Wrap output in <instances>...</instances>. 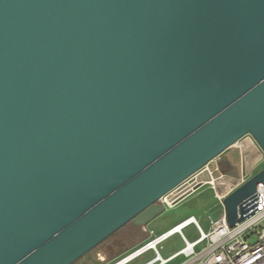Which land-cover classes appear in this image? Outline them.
Returning <instances> with one entry per match:
<instances>
[{
  "label": "water",
  "instance_id": "1",
  "mask_svg": "<svg viewBox=\"0 0 264 264\" xmlns=\"http://www.w3.org/2000/svg\"><path fill=\"white\" fill-rule=\"evenodd\" d=\"M247 134L264 151V0H0V264L146 225ZM260 182L224 197L230 226Z\"/></svg>",
  "mask_w": 264,
  "mask_h": 264
},
{
  "label": "built area",
  "instance_id": "2",
  "mask_svg": "<svg viewBox=\"0 0 264 264\" xmlns=\"http://www.w3.org/2000/svg\"><path fill=\"white\" fill-rule=\"evenodd\" d=\"M209 164L210 162L206 163L169 190L160 198L159 202L166 206L174 205V200L183 192L190 188H193L192 192L195 191L198 187L194 188V186L198 182H202L201 185L210 182L221 188V191L217 192L216 195L223 202L228 193L248 178L245 163H242L241 173L233 180L223 173L219 177H214L213 171L215 169L210 168ZM206 175L210 177L206 178ZM255 203L254 212L238 221L234 226L229 225L225 210L217 220L212 222V228L207 232L204 231L194 215H189L158 234H154L153 230H150V237L114 260L108 261L101 256L98 259L104 261L105 264H128L145 252L153 250L154 256L143 264H164L181 254L184 255V260L180 264H264L263 182L258 183ZM190 223L195 224L200 232V236L192 241L182 231V228ZM177 232L183 236L185 245L168 257H164L161 253L162 243ZM203 241H206L204 245L197 248Z\"/></svg>",
  "mask_w": 264,
  "mask_h": 264
},
{
  "label": "rangeland",
  "instance_id": "3",
  "mask_svg": "<svg viewBox=\"0 0 264 264\" xmlns=\"http://www.w3.org/2000/svg\"><path fill=\"white\" fill-rule=\"evenodd\" d=\"M235 149L244 152V157H241L240 152L233 151ZM242 163H245L247 170L246 175H248V177L264 167V151L250 134L243 136L236 145L227 148L220 155L211 160L209 166L210 168L216 169L220 164L218 169L222 170L223 173L225 172L227 176H231L230 178L233 180L241 173ZM220 191L221 188L217 185L214 186V184L210 182L205 183L176 204L167 205L162 212L151 219L146 225L141 227L134 225L132 221L125 223L97 246L71 264H100L98 257L101 256L105 258L104 250L108 253L109 258H113L119 255V253H125L126 248L129 245H133L137 239L146 237L147 227L153 229L154 234H158L191 214H195L200 225L204 231L207 232L211 230L212 222L217 220L224 211L223 202L216 195L217 192ZM183 232L191 241L200 236V232L195 224L184 227ZM205 242L206 241L200 243L197 248L204 245ZM184 245V240L179 233H176L162 243L161 252L163 255L167 256L173 250L180 249ZM96 252H98V257ZM152 255L153 252H148L128 264H139ZM183 260L184 256L180 255L166 264H180Z\"/></svg>",
  "mask_w": 264,
  "mask_h": 264
},
{
  "label": "crops",
  "instance_id": "4",
  "mask_svg": "<svg viewBox=\"0 0 264 264\" xmlns=\"http://www.w3.org/2000/svg\"><path fill=\"white\" fill-rule=\"evenodd\" d=\"M236 144H237V143H236ZM236 144H235V145H236ZM233 146H234V145H233ZM231 147H232V146H231ZM233 151H238V152H240V153H241V157H244V154H243L244 152H242L241 150H239V149H235V150H233ZM245 153H246V152H245ZM221 163H222V162H221ZM219 167H220V164H219ZM219 167H218V168H219ZM221 172L223 173L222 170H221ZM223 175L227 176L225 172L223 173ZM227 177H229V176H227ZM230 177H231V176H230ZM191 215H194V216H195V214H191ZM188 216H189V215H188ZM186 217H187V216H186ZM186 217H185V218H186ZM195 217H196V216H195ZM196 218H197V217H196ZM183 219H184V218H183ZM183 219H182V220H183ZM182 220H180V221H182ZM197 220H198V219H197ZM180 221H179V222H180ZM179 222H177V223H179ZM177 223H175V224H177ZM133 224H134V223H133ZM175 224H173L172 226H174ZM191 224H193V223H190V224H188V225H191ZM134 225H135V224H134ZM188 225H186V226H188ZM142 226H143V225H142ZM142 226H141V227H142ZM172 226H170V227H172ZM186 226H184V227H186ZM146 227H147V226H146ZM170 227H168V228H170ZM184 227H183V228H184ZM168 228H166V229H168ZM183 228H182V231H183ZM166 229H164V230H166ZM150 230H153V229H149V228L147 227V231H146V232H147V236L144 237V238L142 237V238L137 239V240L133 243V245H131V246L129 245L130 247L128 246V247H129V248L127 247L128 249L126 248V251H128V250L134 248L135 246H137V245L140 244L141 242L145 241L148 237H150ZM164 230H163V231H164ZM153 232H154V231H153ZM161 232H162V231H161ZM177 233H179V232H177ZM174 234H176V233H174ZM174 234H173V235H174ZM179 234H180V233H179ZM184 234H185V233H184ZM180 236H181V238L183 239V236H182L181 234H180ZM170 237H171V236H170ZM170 237H169V238H170ZM183 240H184V239H183ZM184 242H185V241H184ZM177 250H178V249H177ZM126 251H125V252H126ZM174 251H176V250H173V251L170 252L167 256L163 255L162 252H161V253H162V255H163L164 257H168V256H169L171 253H173ZM148 252H153V255H152L150 258H148L147 260L151 259V258L154 256V251H153V250H149V251L145 252L143 255H145V254L148 253ZM97 253H98V252H96V255H97V257H98V254H97ZM123 253H124V252L119 253V255H117V256H120V255H122ZM104 255H105V258H106L107 260H110V261H111V259L114 260V259H116V257H117V256H115V257H113V258H109V257H108V253H106L105 250H104ZM143 255H141V256H143ZM181 255H182V254H181ZM141 256H140V257H141ZM178 256H180V255H178ZM178 256H176V257H178ZM183 256H184V255H183ZM176 257H174V258H176ZM138 258H139V257H137L136 259H138ZM174 258H173V259H174ZM136 259H134V260H136ZM134 260H133V261H134ZM147 260H145V261H143V262H141V263H139V264H143V263L146 262ZM171 260H172V259H171ZM169 261H170V260H169ZM169 261H168V262H169ZM99 262H100V264H105V262H104V261H101L100 259H99ZM166 263H167V262H166ZM166 263H164V264H166Z\"/></svg>",
  "mask_w": 264,
  "mask_h": 264
},
{
  "label": "trees",
  "instance_id": "5",
  "mask_svg": "<svg viewBox=\"0 0 264 264\" xmlns=\"http://www.w3.org/2000/svg\"><path fill=\"white\" fill-rule=\"evenodd\" d=\"M133 223V222H132Z\"/></svg>",
  "mask_w": 264,
  "mask_h": 264
}]
</instances>
